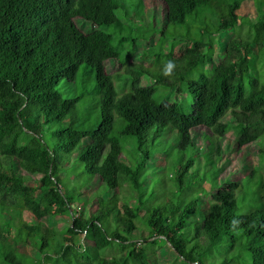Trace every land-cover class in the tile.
<instances>
[{
    "label": "trees",
    "instance_id": "obj_1",
    "mask_svg": "<svg viewBox=\"0 0 264 264\" xmlns=\"http://www.w3.org/2000/svg\"><path fill=\"white\" fill-rule=\"evenodd\" d=\"M158 1L165 23L189 19L195 33L179 47L159 46L155 69L137 66L120 80L106 67L108 60L118 63L119 52L100 26L122 34L117 10L132 21L138 11L129 13L118 0H0V264H156L130 238L136 220L184 264L220 262L213 255L222 250L242 264H264V205L237 214L240 184L227 180L218 187L222 167H216L229 130L237 149L264 138V81L254 64L264 50V12L252 24L251 40H220L239 23L242 0ZM76 17L95 28L83 32ZM142 76L152 84L142 85ZM114 77L123 85L120 93ZM172 91L191 95L188 109L167 99ZM165 127L176 133H168L169 145L162 141ZM195 130L203 131L206 151L196 147ZM172 152L179 154L171 164L177 193L194 187L206 194L205 205L192 195L176 204L144 201L149 158ZM200 156L198 176L192 164ZM72 174L77 181L70 186ZM93 180L92 210L82 189ZM205 180L209 192L201 187ZM124 186L131 192L121 200ZM57 217L68 220L61 230L44 224Z\"/></svg>",
    "mask_w": 264,
    "mask_h": 264
},
{
    "label": "rangeland",
    "instance_id": "obj_2",
    "mask_svg": "<svg viewBox=\"0 0 264 264\" xmlns=\"http://www.w3.org/2000/svg\"><path fill=\"white\" fill-rule=\"evenodd\" d=\"M118 1L129 11V13L131 12V14H133L135 11H138V14L132 21V16L128 17L123 15L125 11L122 7L117 10L116 14L121 20L123 27L122 34L115 33L112 26H100V29L107 31L112 35L113 45L119 52L118 63L111 59L106 62V67L109 72L114 74L113 76L118 73L121 74L118 77L120 80L124 77V74L127 71L137 66H142L144 69L147 68L149 70L155 69L160 64L156 59V52L159 51V46H163L165 50L169 49L172 44H176L175 47H179L178 43H183L181 41L185 37L193 36L195 33L189 19H187L186 23L182 25L165 23L163 20L161 5L158 0ZM141 1L143 3V8L140 4ZM262 11L264 12V0H242L240 7L236 11L239 15V23H237L232 29L222 32L218 37H220V40H225L231 37H238L242 40H251L253 37L252 24L258 19ZM209 17L210 15L208 14L207 22L212 26L214 25V20ZM240 20L243 21L240 22ZM74 22L83 32H88L90 29L95 28L92 23L84 21L78 17L74 19ZM138 36L143 39L137 40L133 44L131 38H136ZM121 37H128V41H118ZM216 47H219V43L216 44ZM128 55H130V58L126 63H123ZM254 64L256 65L257 73L264 81V50L261 55L254 60ZM205 68L206 72L209 73V67L206 66ZM191 77H195V75L192 74ZM120 82L114 77V85L119 93L123 90V85ZM152 82L153 80L149 76H142L141 78L142 85H150ZM126 87L128 86H125V88ZM165 93L167 94L166 96L169 101L178 99L177 101L180 102L185 109H188L192 102V97L188 93L178 95L175 94L174 91ZM227 119L228 118H226V120ZM227 121L230 122L229 120ZM163 130L162 141L164 142V145H169L171 143V138L168 137V135L171 136L172 134L168 133L172 130L168 127H165ZM172 132L176 136V133L174 131ZM234 138L235 134L233 130H229L224 136L221 159L216 163V167H222L218 173L217 186L220 187V184L227 180L239 182L240 185L235 191V212L237 214H243L252 208H258L264 205V196L262 197L260 188L262 180L260 176L264 177V138L258 142L250 143L238 149L234 142ZM194 139L196 147L200 150L206 151L203 131L195 130ZM165 148L166 146L163 147L162 145V149ZM188 154L189 153L185 155L187 156ZM126 155H128V153L123 155L122 158L129 161ZM177 157H179V154L172 152L167 158H164V156L159 153H154L149 158L145 170V174L148 175V178L146 181V190L143 195L144 201H155L158 199L159 201L164 200L171 204H176L188 200L192 195V197L199 196L200 200H202V204L204 203L203 205H205L206 194L199 193V195H197L195 192H192L194 187L185 189L180 195L177 193L179 189L176 185L171 169V164ZM6 164L5 161L2 162V165ZM203 164L204 158L202 156L196 157V162L192 164L193 167H196L199 170L198 176L204 171ZM18 171L22 172L20 169H18ZM190 171L191 168L186 174H184V178L186 176H191ZM198 176H194V180H196ZM74 180L75 177L72 174L68 181L70 186L77 181ZM97 187L98 181L93 180L82 189V192L86 197L92 198L89 202V207L92 210L96 208V203L91 195L95 192ZM201 187L209 192L210 188L208 180L203 181ZM130 192L131 190L124 186V189L118 192L117 195L122 200L124 196H129ZM105 194L108 195L109 192ZM134 199L135 198L129 199L131 204H133ZM156 204L157 203L154 205ZM74 208L76 214H78L80 204L74 205ZM144 210L145 209L142 207L140 213L141 216L144 214ZM22 219L29 222L31 220L30 214L28 212H23ZM43 221L44 224L51 226L57 231L64 228L65 224L68 222L66 217H57L55 220L44 218ZM136 227V230L130 236L131 240L141 243L147 256L150 255L152 258H155L156 264H184L167 243L156 236H149V229L141 220H136ZM13 234L14 228L11 226L8 236H12ZM183 235L187 237V234ZM199 241L201 244L204 242L202 238H200ZM101 253L107 252L106 250H103ZM214 253L213 256L220 262L226 261L227 264H242V258L237 259L235 256L236 253L232 251L227 254H225L224 250L220 252L215 251ZM28 255H33V251L30 250ZM242 256H244V254H242ZM220 262H214L213 264H220Z\"/></svg>",
    "mask_w": 264,
    "mask_h": 264
},
{
    "label": "clouds",
    "instance_id": "obj_3",
    "mask_svg": "<svg viewBox=\"0 0 264 264\" xmlns=\"http://www.w3.org/2000/svg\"><path fill=\"white\" fill-rule=\"evenodd\" d=\"M171 68H172V64H171V62H169L167 65V70H170ZM167 70H166V74H167Z\"/></svg>",
    "mask_w": 264,
    "mask_h": 264
}]
</instances>
